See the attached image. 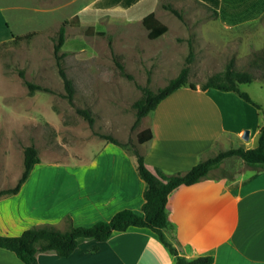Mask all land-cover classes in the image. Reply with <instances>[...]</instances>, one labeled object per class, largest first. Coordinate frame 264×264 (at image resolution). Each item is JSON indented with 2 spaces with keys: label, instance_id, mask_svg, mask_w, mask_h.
<instances>
[{
  "label": "rangeland",
  "instance_id": "obj_1",
  "mask_svg": "<svg viewBox=\"0 0 264 264\" xmlns=\"http://www.w3.org/2000/svg\"><path fill=\"white\" fill-rule=\"evenodd\" d=\"M93 1L0 0V189L17 183L24 167V147L31 143L41 157L31 174V185L65 181L63 173L51 169L88 162L91 156L104 151H110L109 156L119 150L136 156L135 148L142 152L139 133L147 127L145 116L137 120L134 103L142 97L143 87L156 90L165 86L188 64L191 46L180 37L183 24L215 21L212 11L199 2L175 0L174 6L182 13L195 14L181 19L164 7L171 0H159V11L173 21L168 22L169 33L150 38L140 19L127 14H142L151 8V0H140L130 9H124L121 1L117 6L97 8ZM75 14H79L80 23L66 25L62 46L66 52L64 67L75 86L70 102L55 44L60 25ZM89 25L94 26V31L106 33L90 34L86 31ZM261 26L264 27V16L252 27L251 37L236 38L220 47H216V31H211V45H197V54L189 63V81L201 86L210 74L226 69L230 62L236 69L262 76L264 62L254 66L249 62L255 51L264 48ZM13 34L18 37L12 38ZM25 80L51 91H31ZM240 89L264 102V79L256 77L241 83ZM77 107L89 108L93 123ZM100 133L113 134L124 146L106 140ZM228 159L225 169L232 175L245 169L241 158ZM3 199L0 228L4 232L21 234L25 228L54 222L46 218V213L33 209L30 212L21 199ZM14 216L21 217L15 225L11 222ZM65 224L68 226V218Z\"/></svg>",
  "mask_w": 264,
  "mask_h": 264
},
{
  "label": "crops",
  "instance_id": "obj_2",
  "mask_svg": "<svg viewBox=\"0 0 264 264\" xmlns=\"http://www.w3.org/2000/svg\"><path fill=\"white\" fill-rule=\"evenodd\" d=\"M120 1L124 9H130L140 0H94L93 5L110 8ZM181 1L205 5L215 19L195 20L180 28V37L188 44L191 42L192 61L197 45L202 42L211 45L214 37L211 31H216V47L225 46L236 38L251 37L252 27L264 16V0ZM150 2L151 8L148 6L142 14L134 16L129 12L127 17L143 23L144 17L154 12L168 28L161 35L169 33L168 22L173 21L170 15L159 11V0ZM173 3L175 0H171ZM120 13L126 16L124 11ZM251 97L264 107L259 98ZM145 121L152 132V137L142 143L145 164L151 170L160 167L171 173L189 169L208 150L257 146L264 116L260 108L234 91L215 87L202 90L198 86L176 89L145 116ZM246 129L250 131L248 139L243 137ZM234 143L238 146H233ZM109 154L110 151H104L91 156L88 162L53 167L51 170L63 173L67 181L52 185L42 182L31 185L30 175L17 194L2 195L0 199H21L30 212L33 209L46 213V218L62 229L66 228L68 217L74 225L89 226L99 220H110L124 208L142 213L146 182L137 172V157L124 150ZM227 160L213 168L207 178L180 186L169 194L166 237L180 254L190 259L213 255L212 264H264V168L246 164L242 172L232 175L225 169ZM17 220L21 217L14 216L11 222L15 225ZM0 233L19 235L2 228ZM95 244L99 245L96 250ZM37 256L40 264H176L177 259L155 231L141 226L115 230L102 242L81 237L69 256H60L55 251H40ZM0 264L27 263L0 247Z\"/></svg>",
  "mask_w": 264,
  "mask_h": 264
},
{
  "label": "trees",
  "instance_id": "obj_3",
  "mask_svg": "<svg viewBox=\"0 0 264 264\" xmlns=\"http://www.w3.org/2000/svg\"><path fill=\"white\" fill-rule=\"evenodd\" d=\"M164 7L171 10L179 18L184 19L181 9L175 7L171 3L164 4ZM68 23H80L79 14H75L71 19H66L60 25L57 32V42L55 44V53L60 73L64 78L67 90L66 96L70 102H73L75 86L73 80L68 76L64 67L63 58L66 54L62 51V46L66 41V25ZM144 25L149 29V37L156 38L167 31V26L161 23L154 12L148 13L143 19ZM87 32L104 35L103 30L94 31V26L89 25ZM18 37L14 34L13 38ZM191 44V42H190ZM193 58V50L191 45L190 55L187 63L179 74L169 80L165 86H161L154 90L150 87H143V95L139 98L134 106L137 109V120L154 110L158 104L173 91L180 87H190L197 89L198 85L189 81L190 65ZM250 66L256 65L258 62H264V48L254 52L253 57L249 60ZM123 68V65L120 63ZM23 76V73H21ZM264 79V69L262 76L254 75L246 69H236L233 62H230L226 69L218 71L208 76L206 82L199 86L202 90L215 87L225 91H234L245 100L253 103L262 110L264 116V108L253 100L249 93L240 89L241 83H249L254 78ZM31 91L44 90L51 91L48 87L41 84H35L32 81L25 80ZM78 112L93 123L92 112L89 108L77 107ZM106 140L117 145L124 146L123 142L110 133H100ZM152 137L150 128H145L139 133V142L144 143ZM137 157L136 169L139 176L146 182L144 190L145 201L142 207V213L135 212L130 208H124L117 211L110 220H99L92 225H74L71 218L68 217V226L65 229L57 227L52 223H42L25 229L19 235H4L0 233V247L14 252L20 259L27 264H40L38 260V252L55 251L60 256H69L77 248L81 237L93 238L97 242L107 240L113 231L125 230L130 226L148 227L155 231L163 243L176 256V264H212L214 262L213 255H201L190 259L179 253L178 249L168 240L165 234V228L169 224L168 212L166 210L169 194L176 188L183 185H191L207 178L211 170L219 166L226 158L239 157L245 164L253 167L264 168V124L260 129L258 145L255 147H231L228 149H220L218 151L208 150L202 154L198 163L187 170H179L168 173L160 167L151 170L144 161L143 153L137 148L134 149ZM41 162L39 150L34 143L24 147L23 171L12 187L0 189V196L17 194L22 185L28 180L36 165ZM99 248L95 244L93 249Z\"/></svg>",
  "mask_w": 264,
  "mask_h": 264
},
{
  "label": "water",
  "instance_id": "obj_4",
  "mask_svg": "<svg viewBox=\"0 0 264 264\" xmlns=\"http://www.w3.org/2000/svg\"><path fill=\"white\" fill-rule=\"evenodd\" d=\"M249 133H250L249 129H246L244 131L243 137L246 138V139H248L249 138Z\"/></svg>",
  "mask_w": 264,
  "mask_h": 264
}]
</instances>
